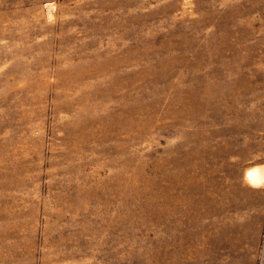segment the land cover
Masks as SVG:
<instances>
[{"label":"rangeland","instance_id":"1","mask_svg":"<svg viewBox=\"0 0 264 264\" xmlns=\"http://www.w3.org/2000/svg\"><path fill=\"white\" fill-rule=\"evenodd\" d=\"M264 0H0V264H264Z\"/></svg>","mask_w":264,"mask_h":264},{"label":"bare ground","instance_id":"2","mask_svg":"<svg viewBox=\"0 0 264 264\" xmlns=\"http://www.w3.org/2000/svg\"><path fill=\"white\" fill-rule=\"evenodd\" d=\"M262 172V171H261ZM258 170H250L247 173V178L253 183H261L263 180L262 173Z\"/></svg>","mask_w":264,"mask_h":264},{"label":"clouds","instance_id":"3","mask_svg":"<svg viewBox=\"0 0 264 264\" xmlns=\"http://www.w3.org/2000/svg\"><path fill=\"white\" fill-rule=\"evenodd\" d=\"M254 187H264V184H261V183H256L253 185Z\"/></svg>","mask_w":264,"mask_h":264}]
</instances>
